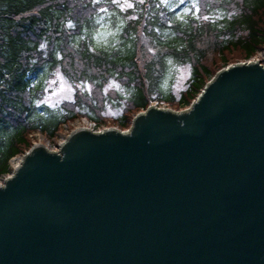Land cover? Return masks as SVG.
Here are the masks:
<instances>
[{"label":"water","instance_id":"water-1","mask_svg":"<svg viewBox=\"0 0 264 264\" xmlns=\"http://www.w3.org/2000/svg\"><path fill=\"white\" fill-rule=\"evenodd\" d=\"M61 146L0 187V264H264V65Z\"/></svg>","mask_w":264,"mask_h":264},{"label":"trees","instance_id":"trees-1","mask_svg":"<svg viewBox=\"0 0 264 264\" xmlns=\"http://www.w3.org/2000/svg\"><path fill=\"white\" fill-rule=\"evenodd\" d=\"M263 49L264 0H0V176L30 149L32 131L53 139L78 116L102 125L110 106L123 111L116 122L128 129L132 113L154 101H195L218 71L217 52L225 67L226 53L240 50L248 61ZM185 67L188 87L178 98L172 79ZM57 69L99 95H77L72 108L39 107L44 80ZM113 82L125 94L104 97Z\"/></svg>","mask_w":264,"mask_h":264},{"label":"rangeland","instance_id":"rangeland-1","mask_svg":"<svg viewBox=\"0 0 264 264\" xmlns=\"http://www.w3.org/2000/svg\"><path fill=\"white\" fill-rule=\"evenodd\" d=\"M165 1H170V0H165ZM243 52L242 51H238V50H234L230 53H226V57L227 59H229V65L230 66H234V65H239L242 62H245L242 58H243ZM214 55L209 57V59H213ZM264 58V49L261 50L259 53H257L254 57L250 58V60H259L261 61ZM248 60V61H250ZM220 58L217 57V59H215L213 61V63H215L216 65H218V71L216 72V74L224 68H227V66L223 67L222 63L220 62ZM212 62V60H211ZM211 62H209L211 64ZM190 70L189 68L185 67V68H180L179 70V74L178 75H174V78L172 79V84L173 87L175 89V93L176 96L178 98H181L180 95L183 91H185L187 89V82L188 79L190 78ZM33 84L31 85V87L33 88L34 84L38 85V82L35 81V78L32 79ZM117 85H119V88H117ZM102 95L105 96H112L115 97L117 95H124L125 91L123 89V85L121 83H111L109 84L108 87H105ZM86 92H89L88 101H91L92 97L94 96H98V91H95L92 89V87L88 84L87 88L84 89V86L82 85H76L72 82H70L66 77H64V74L61 72V70L57 69L54 70V72L50 73L44 80V84H43V89L40 91V96L37 104L38 106H47L50 109H54L56 110L57 108L61 107V106H67L69 108H72L73 104L75 103L76 97L77 95H80L79 97L85 99L86 96ZM87 99V98H86ZM100 99V98H99ZM194 102V101H193ZM192 102V103H193ZM187 109H190V105L187 106H179L174 108V110L176 111H187ZM146 110L143 109V111L139 112H135L132 113L131 115V119L133 121V119L135 117H137L140 114H143V112H145ZM122 112L123 111H119L116 110L114 108H112L111 106L108 108V110H105V116H103L102 120L104 122H107L105 124H103L104 126H100V129H95V131H98L100 133L104 132L105 130H111L112 128H118L120 131H122L116 120H118L121 116H122ZM47 114H49L50 116H52V114L50 112H47ZM48 115V116H49ZM36 117V116H35ZM86 121H80L77 124L73 123L71 124L72 126H68L66 129L67 130H60L59 132H57L56 137L53 138L52 140H49L46 142V145L49 142V148L51 149V151H57L58 152V145L60 142H63L66 138L67 135L70 131H75L77 129H79L82 126L87 127L88 123H85ZM92 124V123H91ZM133 122H131V126H132ZM74 125V126H73ZM131 126L128 129H125L123 131H128ZM67 131V132H66ZM40 140H44L42 137H38L35 144H39ZM43 143H45L43 141ZM48 146V145H47ZM56 153V152H55ZM20 155V154H19ZM18 155V156H19ZM14 158H18L17 156H15ZM20 158V157H19ZM18 160V159H17ZM17 160L15 159V161L12 162L15 164L17 162ZM10 163V171L11 174L13 172V165Z\"/></svg>","mask_w":264,"mask_h":264},{"label":"built area","instance_id":"built-area-1","mask_svg":"<svg viewBox=\"0 0 264 264\" xmlns=\"http://www.w3.org/2000/svg\"><path fill=\"white\" fill-rule=\"evenodd\" d=\"M250 63H258V64H262V65H264V58L261 60V61H259V60H250L249 62H247V64H250ZM67 128V127H66ZM94 129V127L93 128H91V130H93ZM67 131H68V129H66ZM66 131V132H67ZM94 132H96V133H100V132H98V131H95L94 130ZM69 133H68V135H67V138H69ZM45 141V140H44ZM47 141H49V140H46L45 141V145H43L46 149H48L49 151H51V149L49 148V142H48V146L46 145V142ZM66 141H63V142H60L59 143V145H58V147H59V149H58V152L60 151V148L62 147L61 145L62 144H64ZM51 152H56V153H58L57 151H51ZM16 160H17V158H15ZM15 159H13V162L15 161ZM13 162L11 161V164H13ZM18 166H16L15 168H13V172L15 171V169L17 168ZM11 176H12V174H11V172L10 173H6V174H4V175H2V176H0V187H3V186H5V184H6V181L8 180V179H10L11 178Z\"/></svg>","mask_w":264,"mask_h":264},{"label":"snow or ice","instance_id":"snow-or-ice-1","mask_svg":"<svg viewBox=\"0 0 264 264\" xmlns=\"http://www.w3.org/2000/svg\"><path fill=\"white\" fill-rule=\"evenodd\" d=\"M95 2H99V0H95ZM112 2H113V3H117L118 0H112ZM139 2H140V3H143L144 0H139ZM180 2L183 3L184 0H180ZM128 6H129V7H132L131 4H129ZM194 7H195V5H194ZM197 10H199V9H197ZM100 11H106V9H100ZM186 11H190V9H187ZM203 19H204V20H208V19H210V17H209V16H204ZM43 46H44V45H42V47H43ZM169 63H171V61H169ZM113 83H115V82H113ZM117 88H119V85H117Z\"/></svg>","mask_w":264,"mask_h":264},{"label":"bare ground","instance_id":"bare-ground-1","mask_svg":"<svg viewBox=\"0 0 264 264\" xmlns=\"http://www.w3.org/2000/svg\"><path fill=\"white\" fill-rule=\"evenodd\" d=\"M81 128H84V126H82ZM80 128V129H81ZM68 140V138H66L64 141H67ZM18 160H17V162L13 165V168H15L16 166H19V165H21V163L23 162V158H17Z\"/></svg>","mask_w":264,"mask_h":264}]
</instances>
